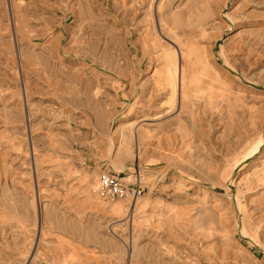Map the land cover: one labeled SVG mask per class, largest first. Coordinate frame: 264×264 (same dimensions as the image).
<instances>
[{
	"label": "rangeland",
	"instance_id": "rangeland-1",
	"mask_svg": "<svg viewBox=\"0 0 264 264\" xmlns=\"http://www.w3.org/2000/svg\"><path fill=\"white\" fill-rule=\"evenodd\" d=\"M263 126L264 0H0V264H264Z\"/></svg>",
	"mask_w": 264,
	"mask_h": 264
},
{
	"label": "built area",
	"instance_id": "built-area-1",
	"mask_svg": "<svg viewBox=\"0 0 264 264\" xmlns=\"http://www.w3.org/2000/svg\"><path fill=\"white\" fill-rule=\"evenodd\" d=\"M100 191L110 201L128 196H132L133 199H136L142 193V186L140 182H138L135 183L133 188H130L123 177L111 172H102Z\"/></svg>",
	"mask_w": 264,
	"mask_h": 264
},
{
	"label": "bare ground",
	"instance_id": "bare-ground-1",
	"mask_svg": "<svg viewBox=\"0 0 264 264\" xmlns=\"http://www.w3.org/2000/svg\"><path fill=\"white\" fill-rule=\"evenodd\" d=\"M223 16H225V14H223ZM216 55H218L219 56V52H217V54ZM169 73H171V72H169ZM162 76V77H161ZM160 77H159V81L162 83L163 81L165 82H167L168 80H169V78H171L170 77V75H168V74H162ZM181 81H182V79H181ZM259 149H261V151L260 152H262V150H264V136H263V133H262V136H261V139L259 140V142H258V144L255 146V148L253 149V151L251 152V154H250V156H249V158H247V159H245L244 161H242L243 163H246V162H251L252 161V159H255V157H256V155L258 154V153H260L259 152ZM248 155V154H247ZM115 159H117V160H125V157H122L121 155H119V154H117L116 155V157H115ZM115 165V164H114ZM119 165V164H118ZM242 165V164H241ZM116 167V166H115ZM116 170H117V174L116 175H118V176H121L120 174L123 172L124 174H125V176L126 175H129L130 173H131V170H132V168L131 167H127V168H124V167H116L115 168ZM153 168H148V169H146V170H144V171H148V172H153V171H155V170H152ZM115 170V171H116ZM118 173H120V174H118ZM129 177H131V176H128V178ZM123 179H125V177H123ZM233 180H234V178H231V179H229V185L230 186H233L234 184H233ZM178 182H180V181H178ZM202 193L205 195V197L208 195V192L206 191V190H202ZM235 197L237 196V195H234ZM38 197V196H37ZM233 198V197H232ZM236 205V204H235ZM135 206H136V202L132 205V210L134 211V209H135ZM141 206H143V205H141ZM123 208H125V205H123V204H119L118 206H115V207H113L112 209H114V210H116V211H122V209ZM241 229V228H240ZM242 230V234H244L245 236L246 235H248L247 234V232L244 230V227L241 229ZM251 241V240H250ZM253 243V242H252Z\"/></svg>",
	"mask_w": 264,
	"mask_h": 264
},
{
	"label": "water",
	"instance_id": "water-1",
	"mask_svg": "<svg viewBox=\"0 0 264 264\" xmlns=\"http://www.w3.org/2000/svg\"><path fill=\"white\" fill-rule=\"evenodd\" d=\"M219 44H220V42H218V43H217V46H216V48H218V47H219ZM263 135H264V126H263Z\"/></svg>",
	"mask_w": 264,
	"mask_h": 264
}]
</instances>
